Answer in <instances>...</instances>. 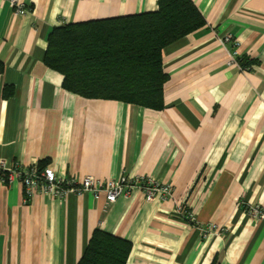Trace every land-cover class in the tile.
Here are the masks:
<instances>
[{"label": "crops", "instance_id": "obj_1", "mask_svg": "<svg viewBox=\"0 0 264 264\" xmlns=\"http://www.w3.org/2000/svg\"><path fill=\"white\" fill-rule=\"evenodd\" d=\"M205 25L162 50L168 78L159 110L88 99L62 86L44 63L56 26L153 11L157 0H23L16 14L0 0V160L39 164L56 174L101 180L147 175L172 196L138 191L106 205L90 194H35L0 174V264H77L95 228L128 240L126 264H264V0H192ZM250 59L228 64L232 43ZM181 205L204 236L178 215Z\"/></svg>", "mask_w": 264, "mask_h": 264}, {"label": "trees", "instance_id": "obj_2", "mask_svg": "<svg viewBox=\"0 0 264 264\" xmlns=\"http://www.w3.org/2000/svg\"><path fill=\"white\" fill-rule=\"evenodd\" d=\"M204 25L192 0H157L153 11L54 27L44 63L62 74L64 89L77 95L159 110L168 78L163 48ZM237 60L250 69V59ZM131 247L128 240L95 228L77 264H126Z\"/></svg>", "mask_w": 264, "mask_h": 264}, {"label": "built area", "instance_id": "obj_3", "mask_svg": "<svg viewBox=\"0 0 264 264\" xmlns=\"http://www.w3.org/2000/svg\"><path fill=\"white\" fill-rule=\"evenodd\" d=\"M12 10L19 15L26 14L29 9L23 0H8ZM222 45L232 43V49L228 53V64H235L242 71H247L248 67L240 65L238 53L236 51L237 41L231 34H225L220 38ZM0 174L7 182L17 178L23 187L22 203L27 204L35 194H45L56 198H64L73 193L80 195L90 194L94 199H103L106 205L114 203L119 198L129 197L134 191H138L148 200H164L173 194L171 184L161 183L147 175H126L122 174L118 178H108L101 180L92 175H85L80 178L75 176H62L47 166L40 167L38 164L23 166L15 164L13 168L5 167L3 160H0ZM241 208L246 214L253 218L264 219V207L260 205L250 206L244 201L240 202ZM178 215L183 216L193 225H196L204 236L219 233L224 230L214 223H208L201 227L192 213L183 206L178 205L175 208Z\"/></svg>", "mask_w": 264, "mask_h": 264}]
</instances>
